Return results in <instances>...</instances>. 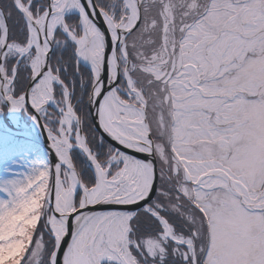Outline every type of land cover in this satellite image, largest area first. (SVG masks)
Here are the masks:
<instances>
[{
  "label": "snow or ice",
  "instance_id": "1",
  "mask_svg": "<svg viewBox=\"0 0 264 264\" xmlns=\"http://www.w3.org/2000/svg\"><path fill=\"white\" fill-rule=\"evenodd\" d=\"M3 106L0 264H264V0H0Z\"/></svg>",
  "mask_w": 264,
  "mask_h": 264
},
{
  "label": "rangeland",
  "instance_id": "2",
  "mask_svg": "<svg viewBox=\"0 0 264 264\" xmlns=\"http://www.w3.org/2000/svg\"><path fill=\"white\" fill-rule=\"evenodd\" d=\"M7 106L0 110V186L7 187L9 181L22 180L45 167H50L43 148L33 140L21 135L20 129L7 121ZM31 116L21 111L17 126L30 128ZM3 193L0 192V196ZM101 264H108L104 261Z\"/></svg>",
  "mask_w": 264,
  "mask_h": 264
},
{
  "label": "water",
  "instance_id": "3",
  "mask_svg": "<svg viewBox=\"0 0 264 264\" xmlns=\"http://www.w3.org/2000/svg\"><path fill=\"white\" fill-rule=\"evenodd\" d=\"M17 123L12 124L9 122V124H11L13 127L17 128V130L20 129L22 131L21 135L23 137L28 138V140L29 139L33 140L37 144H39L43 148L42 150H44L46 152L50 166L54 165L56 163V157H55V154L52 152V150H50L51 149L50 144H49L48 140L46 139V137L44 136L43 130L40 127H38L39 132H35L33 130H30V128H25V127H22L19 125L17 126Z\"/></svg>",
  "mask_w": 264,
  "mask_h": 264
},
{
  "label": "bare ground",
  "instance_id": "4",
  "mask_svg": "<svg viewBox=\"0 0 264 264\" xmlns=\"http://www.w3.org/2000/svg\"><path fill=\"white\" fill-rule=\"evenodd\" d=\"M7 121H9L12 124H16L17 123V119H19L20 115H21V111H9L8 107H7ZM31 120V126H30V130H33L35 132H39L38 126L36 123H34V121L30 118ZM44 136L46 137V139L48 140L47 134L45 132H43ZM49 142V140H48ZM51 148V147H50ZM51 150V149H50ZM53 152V151H52ZM54 153V152H53ZM55 154V153H54ZM104 262V261H102ZM107 262V261H106Z\"/></svg>",
  "mask_w": 264,
  "mask_h": 264
}]
</instances>
